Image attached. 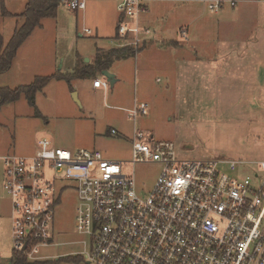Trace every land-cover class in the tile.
<instances>
[{
  "label": "rangeland",
  "instance_id": "374dc122",
  "mask_svg": "<svg viewBox=\"0 0 264 264\" xmlns=\"http://www.w3.org/2000/svg\"><path fill=\"white\" fill-rule=\"evenodd\" d=\"M231 1L235 8L223 1L216 13L209 8L214 2L198 1L193 8L186 7L188 3H150L139 20L149 11L155 13L150 26L142 25L151 30V41L138 56L111 61L109 70L119 80L113 87L93 90L97 77L105 79L99 71L86 79L51 81L37 93L34 106L24 95L0 105V158L31 156L38 141L48 138L60 148L97 150L110 159L129 160L134 135L141 131L156 141L175 142L183 159L263 161L264 0ZM26 2L0 0V38L5 47L24 22L15 14L24 11ZM3 3L14 15H4ZM117 14L112 0H86L85 12H75L62 2L57 17L43 20L20 47L11 68L0 74V88L16 90L37 77L74 74L76 69L95 66L100 48L119 46L107 39L116 32ZM185 24L187 42L180 37L185 27L179 32ZM85 28L93 35L84 36ZM152 40L157 45L147 48ZM163 40L182 44L179 55L173 46L161 54L166 51ZM243 49L245 59L231 53ZM162 60H167L165 66ZM142 103L148 114L133 117ZM112 130L118 135H111ZM125 170L134 174L139 191L149 193L160 168L128 165ZM3 175L0 159V257L9 262L14 248L12 211ZM77 207L76 192H66L56 208L58 246L44 249L43 258L83 252L85 237L78 234Z\"/></svg>",
  "mask_w": 264,
  "mask_h": 264
},
{
  "label": "built area",
  "instance_id": "2783aa9c",
  "mask_svg": "<svg viewBox=\"0 0 264 264\" xmlns=\"http://www.w3.org/2000/svg\"><path fill=\"white\" fill-rule=\"evenodd\" d=\"M61 1L75 12L86 9V0ZM223 7V1L209 5L214 13ZM117 10V47L140 50L151 41V30L138 22L148 0H118ZM187 35V29L181 32L184 40ZM93 87L106 91L110 84L97 78ZM147 114L143 103L132 112ZM2 162L12 257L20 254L28 264H264V160L183 159L175 142L137 131L129 160L41 138L33 155H9ZM149 164L160 171L151 191L142 193L125 169ZM69 191L78 197L84 250L76 257L43 258L44 249L58 246L56 208ZM12 257H0V264H13Z\"/></svg>",
  "mask_w": 264,
  "mask_h": 264
},
{
  "label": "trees",
  "instance_id": "16d2710c",
  "mask_svg": "<svg viewBox=\"0 0 264 264\" xmlns=\"http://www.w3.org/2000/svg\"><path fill=\"white\" fill-rule=\"evenodd\" d=\"M61 4V0H27L25 10L20 15L24 22L14 31L6 47L3 46L4 44L0 38V74L7 72L11 68L13 61L17 57L18 50L35 29L42 27V21L57 17ZM2 11L4 15H8L5 8ZM114 40H117V36ZM139 51L133 47H117L109 51L99 50L96 54L97 63L95 66L87 65L85 68L76 69L74 74L64 75L60 73L52 76L37 77L31 85L23 86L16 90L0 88V105L17 102L24 95L29 103L34 106L37 93L43 91L51 81L57 79L70 82L72 79L95 77L96 72L109 70L111 61L135 56ZM12 258L13 264H28L26 259L20 254L14 255Z\"/></svg>",
  "mask_w": 264,
  "mask_h": 264
},
{
  "label": "crops",
  "instance_id": "0c3cea01",
  "mask_svg": "<svg viewBox=\"0 0 264 264\" xmlns=\"http://www.w3.org/2000/svg\"><path fill=\"white\" fill-rule=\"evenodd\" d=\"M114 3H115V5H116V9H117V5H118V0H112ZM179 2V3H188L187 4V6L186 7H190V8H193V4H195V3H198V1H200V2H206V3H210V2H214V0L213 1H210V0H148V3L150 4V3H160V2ZM223 1H227V0H223ZM228 2H230L231 3V5H232V7H234L235 8V1H231V0H228ZM3 6H4V8L7 10V12L9 13V14H11V15H14V14H12L11 12H9L8 11V9H7V7L4 5V3H3ZM24 10H25V7H24ZM86 10V9H85ZM24 12V11H23ZM22 12V13H23ZM83 12H85V11H83ZM117 12H118V10H117ZM22 13H20V14H15V15H21ZM155 13L153 12H151V11H149V13H148V15H146L143 19H142V17L140 18V20L138 21L139 23H140V25L142 26H150V23H151V21H152V19L153 18H155ZM118 21H119V12H118V14H117V18H116V28H115V30H116V32H115V34L113 35V36H111L110 38L108 37L107 39H110V40H112V39H114L116 36H117V24H118ZM188 22V21H187ZM142 26V27H143ZM183 27H185V29H187V32H189V26L187 25V24H185V25H181V27L179 28V32H180V30H181V28H183ZM86 29H89V30H91V35H87L84 31L86 30ZM16 30V29H15ZM93 31H92V29H90V28H85L84 30H83V32H82V34L84 35V36H92L93 35ZM13 36V35H12ZM81 36V35H80ZM188 36V35H187ZM180 37H181V39L182 40H184L183 38H182V36H181V34H180ZM12 38V37H11ZM114 41V40H113ZM185 42H187L188 40H184ZM9 43V42H8ZM157 45V41L156 40H152V44L151 45H149V47H147V48H152V47H155ZM161 45H162V47L166 50L165 52H162L161 54H163V53H167V46L168 47H175V50H180L179 48L182 46V44H180L179 42H176V41H170V42H168V41H165V40H163L162 41V43H161ZM117 47H113V48H100V50H105V51H109V50H113V49H116ZM146 49V48H145ZM145 49H143V50H145ZM143 50H141L142 52H143ZM141 51H139L137 54H136V56H138L140 53H142ZM178 55H179V53H180V51L179 52H177V51H175ZM231 53H236V55H238V56H241V55H243V59H245V57L247 56V54H246V52H245V49H243V51H238V50H231ZM97 54V53H96ZM219 55H220V53H219ZM160 56H162V55H160ZM242 57V56H241ZM164 63V64H163ZM189 63H191V62H189ZM154 64H156V61L155 62H153V65ZM161 64H163V66H165L166 64H167V60H162L161 61ZM180 65V64H179ZM185 65V64H184ZM186 65H188V61H187V63H186ZM181 66V65H180ZM110 71V70H109ZM113 72V71H112ZM98 78V77H97ZM96 78V79H97ZM116 78H118V76L116 75ZM119 80L117 79V82H118ZM93 87V86H92ZM93 90L94 91H97V90H99V89H95L94 87H93ZM52 141V140H51ZM53 142V141H52ZM54 143V142H53ZM54 145H55V143H54ZM56 146V145H55ZM0 159H2V158H0ZM11 226H12V220H11Z\"/></svg>",
  "mask_w": 264,
  "mask_h": 264
},
{
  "label": "water",
  "instance_id": "95a60500",
  "mask_svg": "<svg viewBox=\"0 0 264 264\" xmlns=\"http://www.w3.org/2000/svg\"><path fill=\"white\" fill-rule=\"evenodd\" d=\"M103 77L110 83L111 87H113L117 83L116 76L111 73L109 70H104L102 72ZM73 98L76 100V102L79 103V100L77 99V95L74 93Z\"/></svg>",
  "mask_w": 264,
  "mask_h": 264
}]
</instances>
